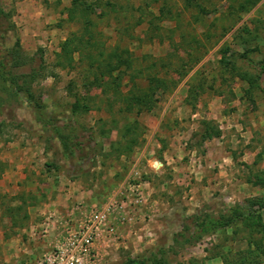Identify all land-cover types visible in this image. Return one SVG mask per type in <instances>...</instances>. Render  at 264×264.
Instances as JSON below:
<instances>
[{
  "label": "rangeland",
  "instance_id": "374dc122",
  "mask_svg": "<svg viewBox=\"0 0 264 264\" xmlns=\"http://www.w3.org/2000/svg\"><path fill=\"white\" fill-rule=\"evenodd\" d=\"M0 9V264H45L99 210L89 264H264V0Z\"/></svg>",
  "mask_w": 264,
  "mask_h": 264
},
{
  "label": "built area",
  "instance_id": "2783aa9c",
  "mask_svg": "<svg viewBox=\"0 0 264 264\" xmlns=\"http://www.w3.org/2000/svg\"><path fill=\"white\" fill-rule=\"evenodd\" d=\"M106 210L94 212L87 222L77 226H68L66 238L57 245L55 251L45 259V264H89L92 257V245L98 232L107 222ZM109 231L111 228L109 226Z\"/></svg>",
  "mask_w": 264,
  "mask_h": 264
},
{
  "label": "trees",
  "instance_id": "16d2710c",
  "mask_svg": "<svg viewBox=\"0 0 264 264\" xmlns=\"http://www.w3.org/2000/svg\"><path fill=\"white\" fill-rule=\"evenodd\" d=\"M0 13H2V10L0 9ZM120 62V64L125 65V60H122L118 55L116 56V63ZM258 67V69L260 70V72L264 73V65L263 64H258L255 63ZM118 67V66H117ZM111 69H116V66H112L110 68V72ZM109 73V72H108ZM0 78L1 79H5L3 76V73L0 72ZM8 79H5V81H7ZM248 80V81H247ZM247 82L251 84V82L253 81L252 78L247 77ZM9 81V80H8ZM11 83H14L15 81L11 80ZM9 82V83H10ZM164 83L162 81H160L159 79H157L156 77L152 76L149 77L147 79V85L145 86L146 88L141 89L137 94L132 95L130 98H128V100L130 102H132V104L130 106L136 105V109L137 112H141V111H149L150 109H152L156 103V100L154 99V94L160 89L161 91H164L165 87L163 85ZM30 95V94H29ZM75 107V105H74ZM212 132H206L205 137L210 138L212 136L211 134ZM217 134V133H215ZM68 148L65 146V150H67ZM47 166L49 164H46ZM260 182L262 183V181L260 180ZM264 183V180H263ZM246 203L249 205V208L254 207L255 205L257 206L256 209H253L251 211V213H260L263 209H264V199L260 198V197H253L249 200L246 201ZM236 208H230V217L228 220H225L224 222H220L219 225H226L229 221L233 220V219H237L242 217V214H236ZM130 264H139L137 261L135 260H129Z\"/></svg>",
  "mask_w": 264,
  "mask_h": 264
},
{
  "label": "crops",
  "instance_id": "0c3cea01",
  "mask_svg": "<svg viewBox=\"0 0 264 264\" xmlns=\"http://www.w3.org/2000/svg\"><path fill=\"white\" fill-rule=\"evenodd\" d=\"M57 245V244H56Z\"/></svg>",
  "mask_w": 264,
  "mask_h": 264
}]
</instances>
